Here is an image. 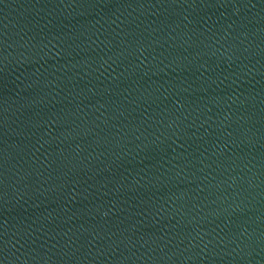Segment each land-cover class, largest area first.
<instances>
[{
  "label": "water",
  "instance_id": "water-1",
  "mask_svg": "<svg viewBox=\"0 0 264 264\" xmlns=\"http://www.w3.org/2000/svg\"><path fill=\"white\" fill-rule=\"evenodd\" d=\"M0 264H264V0H0Z\"/></svg>",
  "mask_w": 264,
  "mask_h": 264
}]
</instances>
